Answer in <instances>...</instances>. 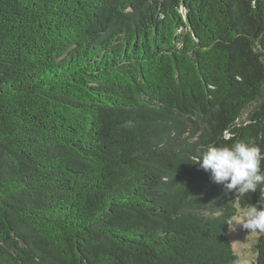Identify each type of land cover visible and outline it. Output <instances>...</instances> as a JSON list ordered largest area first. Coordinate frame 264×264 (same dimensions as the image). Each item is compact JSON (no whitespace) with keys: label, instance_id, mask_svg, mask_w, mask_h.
<instances>
[{"label":"trees","instance_id":"trees-1","mask_svg":"<svg viewBox=\"0 0 264 264\" xmlns=\"http://www.w3.org/2000/svg\"><path fill=\"white\" fill-rule=\"evenodd\" d=\"M263 96L264 0H0V264H235L194 162Z\"/></svg>","mask_w":264,"mask_h":264},{"label":"clouds","instance_id":"clouds-1","mask_svg":"<svg viewBox=\"0 0 264 264\" xmlns=\"http://www.w3.org/2000/svg\"><path fill=\"white\" fill-rule=\"evenodd\" d=\"M225 138L230 137L226 135ZM262 160L264 153L255 143L238 140L231 145L207 147L194 163H198L204 171L210 172L213 182L222 184L227 191L243 196L257 191L258 186L264 185ZM225 223L230 228L234 223L238 224L256 237L264 235V202L250 204ZM235 264L254 262L250 256L241 255Z\"/></svg>","mask_w":264,"mask_h":264},{"label":"rangeland","instance_id":"rangeland-1","mask_svg":"<svg viewBox=\"0 0 264 264\" xmlns=\"http://www.w3.org/2000/svg\"><path fill=\"white\" fill-rule=\"evenodd\" d=\"M263 99L264 96L259 103L253 104L248 109V111L250 112L258 107L264 101ZM246 117L247 113H244L240 119V122H244ZM240 210L241 209H238V213ZM248 234V230L243 229L240 225L234 223L233 227L229 230L228 239L237 258L241 255L250 256L254 262L256 256L255 244L257 243V240L260 236L256 237L254 235Z\"/></svg>","mask_w":264,"mask_h":264}]
</instances>
